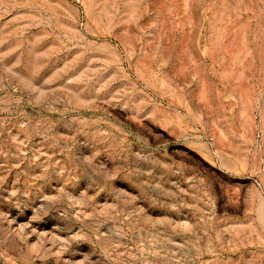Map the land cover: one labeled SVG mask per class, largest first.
<instances>
[{
  "label": "rangeland",
  "instance_id": "1",
  "mask_svg": "<svg viewBox=\"0 0 264 264\" xmlns=\"http://www.w3.org/2000/svg\"><path fill=\"white\" fill-rule=\"evenodd\" d=\"M0 264H264V0H0Z\"/></svg>",
  "mask_w": 264,
  "mask_h": 264
}]
</instances>
